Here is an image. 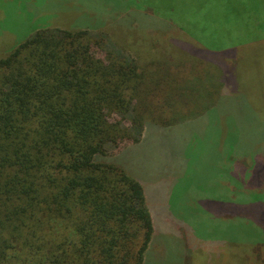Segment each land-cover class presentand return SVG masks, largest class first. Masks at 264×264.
Masks as SVG:
<instances>
[{"label": "trees", "instance_id": "trees-1", "mask_svg": "<svg viewBox=\"0 0 264 264\" xmlns=\"http://www.w3.org/2000/svg\"><path fill=\"white\" fill-rule=\"evenodd\" d=\"M118 38L42 28L0 58V264H143L153 220L142 184L111 152L206 113L228 73L217 61L134 59ZM203 76L216 94L202 106ZM243 206L258 222L244 262L264 264V221Z\"/></svg>", "mask_w": 264, "mask_h": 264}, {"label": "rangeland", "instance_id": "rangeland-1", "mask_svg": "<svg viewBox=\"0 0 264 264\" xmlns=\"http://www.w3.org/2000/svg\"><path fill=\"white\" fill-rule=\"evenodd\" d=\"M48 27L117 36L134 59L217 61L228 73L206 113L110 157L144 189L154 229L143 264H245L258 222L242 205L264 221V160L255 169L252 154L264 151V0H0V58ZM204 77L201 105L216 94ZM223 211L232 213L219 220Z\"/></svg>", "mask_w": 264, "mask_h": 264}]
</instances>
